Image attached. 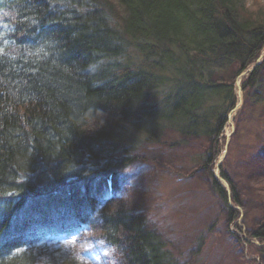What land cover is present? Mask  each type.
I'll return each instance as SVG.
<instances>
[{
	"label": "trees",
	"instance_id": "trees-1",
	"mask_svg": "<svg viewBox=\"0 0 264 264\" xmlns=\"http://www.w3.org/2000/svg\"><path fill=\"white\" fill-rule=\"evenodd\" d=\"M252 2L0 0V264H35L32 243L83 226L120 264H181L144 214L106 194L135 160L137 133L197 149L230 235L257 240L264 264V152L246 184L220 165L230 199L215 177L237 80L264 52V4ZM241 86L236 134L250 109L264 111V57ZM249 196L263 218L244 233Z\"/></svg>",
	"mask_w": 264,
	"mask_h": 264
},
{
	"label": "rangeland",
	"instance_id": "rangeland-1",
	"mask_svg": "<svg viewBox=\"0 0 264 264\" xmlns=\"http://www.w3.org/2000/svg\"><path fill=\"white\" fill-rule=\"evenodd\" d=\"M253 2L264 4V0ZM237 84L239 111L244 104V93L239 89L241 81ZM263 112L250 109L242 118L237 134L234 120L225 129L227 153L220 159L241 185L246 184L244 175L255 155L264 152V143L263 149L257 143L259 134L264 135ZM133 143L136 148L126 153L135 160L118 172L114 180L117 189H108V197L127 199L137 212L144 214L150 227L161 233L181 264H256L259 242L249 239L245 244L230 235L229 231H235V227L227 223L224 203L209 189L207 170L193 162L197 149L151 142L138 133ZM114 181L108 177L109 184ZM247 198L253 203L240 208L243 216L238 221L244 233L249 225L255 227L263 218L257 199ZM102 206L99 204L93 215ZM246 214L249 219L245 218ZM81 228L32 243L30 250L37 255L35 264H120L115 251L102 242L96 243L85 226Z\"/></svg>",
	"mask_w": 264,
	"mask_h": 264
},
{
	"label": "water",
	"instance_id": "water-1",
	"mask_svg": "<svg viewBox=\"0 0 264 264\" xmlns=\"http://www.w3.org/2000/svg\"><path fill=\"white\" fill-rule=\"evenodd\" d=\"M263 56H264V53H263ZM260 61L261 60H259L256 64H255V66H257L258 64H260ZM255 66L253 67V69L255 68ZM231 116V115H230ZM227 153V147H226V150H225V154ZM222 162H223V159H220V161L218 162V164H217V168H216V171H215V175H216V178L227 188V192H228V194H229V199H230V195H231V189H230V187H229V184L225 181V180H223L221 177H220V165L222 164Z\"/></svg>",
	"mask_w": 264,
	"mask_h": 264
},
{
	"label": "bare ground",
	"instance_id": "bare-ground-1",
	"mask_svg": "<svg viewBox=\"0 0 264 264\" xmlns=\"http://www.w3.org/2000/svg\"><path fill=\"white\" fill-rule=\"evenodd\" d=\"M239 81H241V78L239 79ZM233 117V116H232Z\"/></svg>",
	"mask_w": 264,
	"mask_h": 264
}]
</instances>
